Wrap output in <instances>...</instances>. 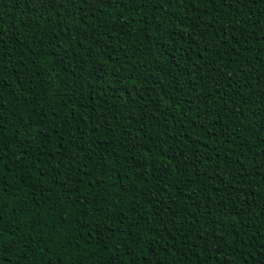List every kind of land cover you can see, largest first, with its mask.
Masks as SVG:
<instances>
[{
	"label": "trees",
	"instance_id": "16d2710c",
	"mask_svg": "<svg viewBox=\"0 0 264 264\" xmlns=\"http://www.w3.org/2000/svg\"><path fill=\"white\" fill-rule=\"evenodd\" d=\"M0 217V264H264V0H0Z\"/></svg>",
	"mask_w": 264,
	"mask_h": 264
},
{
	"label": "snow or ice",
	"instance_id": "6c2138e0",
	"mask_svg": "<svg viewBox=\"0 0 264 264\" xmlns=\"http://www.w3.org/2000/svg\"><path fill=\"white\" fill-rule=\"evenodd\" d=\"M2 219H3V217H0V220H2ZM8 243L11 244V239H9ZM2 244H3V232L0 231V245H2Z\"/></svg>",
	"mask_w": 264,
	"mask_h": 264
}]
</instances>
